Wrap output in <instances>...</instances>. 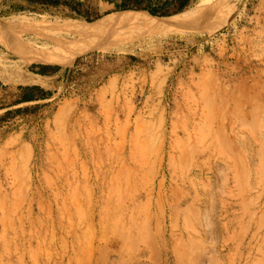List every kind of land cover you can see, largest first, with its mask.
Instances as JSON below:
<instances>
[{
	"label": "rangeland",
	"instance_id": "374dc122",
	"mask_svg": "<svg viewBox=\"0 0 264 264\" xmlns=\"http://www.w3.org/2000/svg\"><path fill=\"white\" fill-rule=\"evenodd\" d=\"M176 9L0 0V264H264V0Z\"/></svg>",
	"mask_w": 264,
	"mask_h": 264
},
{
	"label": "bare ground",
	"instance_id": "6f19581e",
	"mask_svg": "<svg viewBox=\"0 0 264 264\" xmlns=\"http://www.w3.org/2000/svg\"><path fill=\"white\" fill-rule=\"evenodd\" d=\"M219 1H221V0H204V2H206V3H217V2H219ZM111 21H114V20H134V19H138V15H136V14H123V15H114V16H112V17H110L109 18ZM66 21L70 24V25H72V26H74V27H79V22L77 21V20H71V19H66ZM4 81V83H10L11 82V80H3ZM41 81H40V77L39 76H30V77H28V78H25V79H22L21 81H20V83H23V84H39ZM73 194V193H72ZM74 196V195H73ZM72 197V196H71ZM75 198H76V196H75ZM75 198H74V200H75ZM71 201V200H70ZM76 201V200H75ZM78 209V208H77ZM69 211V210H68ZM80 213V212H79ZM77 214V213H76ZM81 214V213H80ZM66 216V215H65ZM68 216H69V212H68ZM62 217V216H61ZM79 217V216H78ZM68 218V217H67ZM69 219V218H68ZM66 220V219H65ZM69 221V220H68ZM69 228V227H68ZM69 233V232H68ZM51 238H53L52 236H51ZM53 240V239H52ZM76 241V240H75ZM48 242V241H47ZM51 243V242H50ZM54 244V243H53ZM50 245V244H49ZM77 245V244H76ZM58 246V245H57ZM48 247V246H47ZM45 250V249H44ZM45 251H47V250H45ZM55 251V250H54ZM62 253V252H61ZM52 254V253H51ZM81 254H83V253H81ZM50 255V254H49ZM51 256V255H50ZM78 256V255H77ZM81 257V256H80ZM85 257V256H84ZM76 258H78V257H76ZM46 259V258H45ZM84 259V258H83ZM78 260V259H77ZM80 261V260H79ZM78 261V262H79ZM48 262V261H47ZM83 264V263H82Z\"/></svg>",
	"mask_w": 264,
	"mask_h": 264
},
{
	"label": "crops",
	"instance_id": "0c3cea01",
	"mask_svg": "<svg viewBox=\"0 0 264 264\" xmlns=\"http://www.w3.org/2000/svg\"><path fill=\"white\" fill-rule=\"evenodd\" d=\"M83 7L96 14L109 13L116 10L126 0H76Z\"/></svg>",
	"mask_w": 264,
	"mask_h": 264
},
{
	"label": "trees",
	"instance_id": "16d2710c",
	"mask_svg": "<svg viewBox=\"0 0 264 264\" xmlns=\"http://www.w3.org/2000/svg\"><path fill=\"white\" fill-rule=\"evenodd\" d=\"M139 1V0H138ZM141 1V0H140ZM174 2H176V4H177V11H179V10H181L183 7H185L186 5H187V3H188V1L189 0H173ZM138 3V2H137ZM166 4H167V2H165L163 5H161V6H156V7H154V9H149V8H146V10L148 11V12H150L151 14H156V13H158L159 11H162L163 13H165V8H166Z\"/></svg>",
	"mask_w": 264,
	"mask_h": 264
}]
</instances>
